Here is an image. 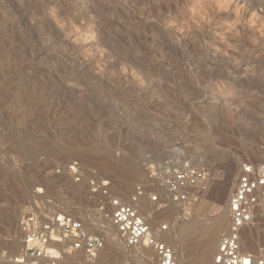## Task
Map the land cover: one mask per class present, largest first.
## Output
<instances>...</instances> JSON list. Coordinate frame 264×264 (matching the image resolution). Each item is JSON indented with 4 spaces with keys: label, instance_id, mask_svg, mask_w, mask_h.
<instances>
[{
    "label": "rangeland",
    "instance_id": "1",
    "mask_svg": "<svg viewBox=\"0 0 264 264\" xmlns=\"http://www.w3.org/2000/svg\"><path fill=\"white\" fill-rule=\"evenodd\" d=\"M163 163L208 175L187 221L151 179ZM246 163H264V0H0V264L21 260L18 226L35 204L103 240L94 264H157L104 209L136 187L177 264H193L225 210L212 264ZM243 240L255 255L259 232Z\"/></svg>",
    "mask_w": 264,
    "mask_h": 264
},
{
    "label": "built area",
    "instance_id": "2",
    "mask_svg": "<svg viewBox=\"0 0 264 264\" xmlns=\"http://www.w3.org/2000/svg\"><path fill=\"white\" fill-rule=\"evenodd\" d=\"M149 173L173 203L182 208L187 221L189 191L205 189L207 173L189 163L178 168L163 163L150 167ZM142 197L144 191L136 187L127 201L109 198L104 209L111 226L128 248L143 244L153 251L157 264H177L172 249L159 236L150 235L148 224L136 207ZM151 200L155 202L157 197ZM229 220L228 233L222 238L212 264H264V163L241 166L229 199ZM250 228L256 229L261 238L255 255L242 250L243 233ZM18 229L23 240L19 264H40L45 260L63 263L67 257L72 259L71 264H94L105 246L101 238L90 235L79 219L39 204L23 215Z\"/></svg>",
    "mask_w": 264,
    "mask_h": 264
},
{
    "label": "bare ground",
    "instance_id": "3",
    "mask_svg": "<svg viewBox=\"0 0 264 264\" xmlns=\"http://www.w3.org/2000/svg\"><path fill=\"white\" fill-rule=\"evenodd\" d=\"M171 158V157H170ZM191 164V163H190ZM194 164V163H193ZM195 165V164H194ZM227 186V185H225ZM223 186V188L225 187ZM228 187V186H227ZM227 187L225 189H227ZM225 189H223L225 191ZM223 191V192H224ZM17 194L19 195V197L22 198H25L27 197V193L26 192H23V191H17ZM24 199V200H25ZM30 199V198H29ZM26 202V201H25ZM29 202V200H28ZM32 204V203H31ZM40 205V204H39ZM43 204H41L42 206ZM44 206V205H43ZM139 206V204H138ZM142 206V205H141ZM140 206V207H141ZM139 208V207H138ZM223 208V207H222ZM29 209V207L27 208ZM46 209V208H45ZM48 209V208H47ZM142 210V212H147V213H150L152 212L151 208L146 205V206H142L140 208ZM139 209V210H140ZM225 210L224 209H221L220 207L217 208V211H216V216H215V219H214V222L213 224L209 227V229H207L206 231V238L204 239V243L200 249V251H198L197 255L195 257H193L192 259V262L193 264H209L211 258H212V255L214 254V248L216 249V241L218 240V238H220L221 234H223V232L226 230V227H227V219L226 218V212H224ZM68 214L70 215H77V212L75 211V209H70L68 210ZM142 216V215H141ZM150 221V219H149ZM153 224V223H152ZM150 229V228H149ZM252 228L248 229V231H251ZM88 231V230H87ZM20 235V234H19ZM91 235V234H90ZM150 235H151V230H150ZM60 246V245H58ZM242 250L243 252L245 253H248L247 252V242H245V240H243V236H242ZM101 258V256H100ZM139 259V257L136 258V260ZM145 259V258H144ZM99 260V258H98ZM102 260H107V256L106 255H103L102 256ZM146 260V259H145ZM13 262L11 264H19V260H12ZM0 263L1 262V259H0Z\"/></svg>",
    "mask_w": 264,
    "mask_h": 264
}]
</instances>
